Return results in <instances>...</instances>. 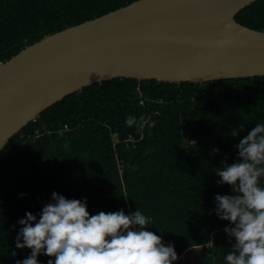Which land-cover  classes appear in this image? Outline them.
<instances>
[{
  "label": "trees",
  "instance_id": "trees-1",
  "mask_svg": "<svg viewBox=\"0 0 264 264\" xmlns=\"http://www.w3.org/2000/svg\"><path fill=\"white\" fill-rule=\"evenodd\" d=\"M133 1L0 0V64L49 34ZM235 18L264 30V0ZM128 115L154 123L129 127ZM259 120L264 75L196 83L115 77L66 95L0 151V264L30 254L15 246L17 221L28 211L38 214L53 191L86 197L90 214L139 207L150 217L148 230L174 245L173 264H225L235 238L223 230L229 221L209 213L217 193L232 191L217 184L215 168L238 159L235 145ZM240 123L244 131L231 136ZM190 250L200 257L182 261Z\"/></svg>",
  "mask_w": 264,
  "mask_h": 264
},
{
  "label": "water",
  "instance_id": "water-1",
  "mask_svg": "<svg viewBox=\"0 0 264 264\" xmlns=\"http://www.w3.org/2000/svg\"><path fill=\"white\" fill-rule=\"evenodd\" d=\"M257 0H135L49 34L0 64V151L66 95L115 77L205 82L264 75Z\"/></svg>",
  "mask_w": 264,
  "mask_h": 264
},
{
  "label": "clouds",
  "instance_id": "clouds-1",
  "mask_svg": "<svg viewBox=\"0 0 264 264\" xmlns=\"http://www.w3.org/2000/svg\"><path fill=\"white\" fill-rule=\"evenodd\" d=\"M151 123L133 115L125 119L127 126L138 129ZM240 131H244L243 123L230 135L236 137ZM235 148L238 159L215 168L220 177L217 184H228L232 194L217 193L209 214L229 221L223 230L230 241L235 238L231 251L223 257L225 264H264V120ZM219 151L212 149L213 153ZM17 223L22 227L15 246L31 251L16 264H43L37 258L42 253L54 257L47 264H173L178 259L173 244L148 230L150 217L139 207L127 214L123 209L90 214L86 197L70 199L53 191L51 202L38 214L28 211Z\"/></svg>",
  "mask_w": 264,
  "mask_h": 264
},
{
  "label": "rangeland",
  "instance_id": "rangeland-1",
  "mask_svg": "<svg viewBox=\"0 0 264 264\" xmlns=\"http://www.w3.org/2000/svg\"><path fill=\"white\" fill-rule=\"evenodd\" d=\"M200 257V251L199 250H190L188 253H186L182 257V261H189V262H195Z\"/></svg>",
  "mask_w": 264,
  "mask_h": 264
}]
</instances>
